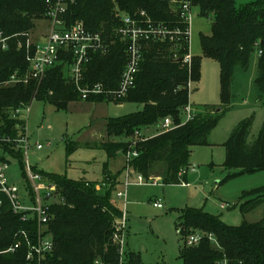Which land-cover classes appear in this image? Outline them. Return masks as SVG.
Instances as JSON below:
<instances>
[{
    "label": "trees",
    "instance_id": "1",
    "mask_svg": "<svg viewBox=\"0 0 264 264\" xmlns=\"http://www.w3.org/2000/svg\"><path fill=\"white\" fill-rule=\"evenodd\" d=\"M47 1L0 0V155L3 160H7L4 155L18 159L25 175L27 165L18 140L25 133L26 119L15 117V112L29 107L35 100H42L59 110H66L70 104L79 102L143 106L139 112L109 118L106 125L108 137L128 138L134 133L158 127L161 121L170 117L174 123L171 131L162 133L160 130L158 135L136 144L138 157L132 161V166L136 173L149 181L155 166L165 165V181L172 185H181L179 174L189 169L192 148L207 145L214 129L230 112V91L236 68L248 71L254 55L258 57L255 85L264 103V0L243 6H238L236 0H192L193 9L198 8L201 16L213 18V34L203 40V51L207 57L220 63L223 105L220 109H212L213 113L209 109L199 112L185 124L182 113L190 103L188 84L190 80H199L200 61L194 57L190 73L186 65L175 60L174 44L149 42L136 86L122 99L106 96L84 99L68 76L71 57H64L62 63L50 69L40 86L31 79L27 42L35 29V22L47 20ZM180 1L73 0L64 16L66 24L82 23L88 31L100 34L110 44L106 54L92 55L86 66L84 84L101 83L110 89L118 88L128 61L127 46L116 34L123 25L124 15L145 12L155 25L185 29L176 4ZM2 39H8L6 49H3ZM30 49L33 53L35 47ZM186 52L185 49L180 51L181 56ZM14 76L18 78L17 83L11 82ZM252 125L253 118L240 122L225 144V167L239 171V175L264 172V124L250 144ZM131 146L132 143L127 141L86 144L87 148L105 151L108 160L120 154L126 156ZM79 147L77 143H71L68 155ZM39 174L56 183L60 193V201L50 207L52 219L46 229V236L52 237L54 242L53 251L40 263L28 260L30 249L21 233L27 232L30 240L36 242L37 221H23L22 216L14 213L9 199L0 195L3 201L0 264H94L97 260L106 264H144L134 252L126 251L122 258L113 242L114 223L122 212L112 202V195L120 185L121 172L115 175L106 173L103 186L109 185L110 188L105 195L97 189V182ZM242 200L245 201V214L260 207L264 209V187L244 193ZM179 225V233L185 239L195 232L204 235L198 246L181 249V264H264V212L257 222L229 227L201 210H187ZM210 235L217 244L209 240ZM18 242H21L20 248L9 252Z\"/></svg>",
    "mask_w": 264,
    "mask_h": 264
},
{
    "label": "rangeland",
    "instance_id": "2",
    "mask_svg": "<svg viewBox=\"0 0 264 264\" xmlns=\"http://www.w3.org/2000/svg\"><path fill=\"white\" fill-rule=\"evenodd\" d=\"M255 0H236L238 6ZM50 29L46 19L35 22L31 32V44L43 41ZM213 34V18L201 16L194 8L190 26L191 54L200 61V78L192 83L189 101L198 112L206 109H220L223 105L220 63L205 55L203 40ZM258 57L253 56L248 71L236 68L230 91V112L219 122L208 139V144L192 148L189 169L181 182L188 186L167 184L166 166H155L149 181L144 185L118 187L112 202L124 212V202L119 192L128 196L126 233V251L134 252L144 264H181V249L186 246L185 237L179 233L181 217L187 210H201L218 218L229 227L241 226L244 222H257L263 217V207L245 214L242 200L244 193L264 187V172L251 175H239L237 170H228L226 142L232 132L245 119L253 118L249 143H253L264 124V103L262 95L255 85L258 74ZM24 113L29 138V148L22 145L24 163L35 172L67 177L74 181L99 183L101 194L110 188L104 185L107 170L115 173L126 166V156L120 154L116 160L106 166L108 156L105 151L87 148L86 144L102 141H127L133 145L151 138L159 132L145 130L143 137L136 134L130 137H108L106 125L108 118H118L139 112L143 106L137 104H91L72 103L66 110L35 100ZM25 109L24 112H26ZM183 121L187 117L182 113ZM163 121L155 128L162 130ZM77 143L80 147L68 155V146ZM37 144L43 149L38 150ZM136 146V145H135ZM135 150V147H134ZM10 162L8 172L12 184L18 186L21 194L27 195V178L18 159L4 155ZM123 168V171L125 169ZM196 166V171L191 172ZM123 180L125 172L122 173ZM134 178H136L134 176ZM29 202V200H28ZM162 205L155 208L154 204ZM227 205V208H223Z\"/></svg>",
    "mask_w": 264,
    "mask_h": 264
},
{
    "label": "built area",
    "instance_id": "3",
    "mask_svg": "<svg viewBox=\"0 0 264 264\" xmlns=\"http://www.w3.org/2000/svg\"><path fill=\"white\" fill-rule=\"evenodd\" d=\"M73 0H48L47 1V20L50 23V29L43 41L31 44V40L27 42L28 62L30 64V77L38 82L39 86L46 78L47 72L63 62L64 57H71V62H68V76L71 82L76 86L84 99L90 96H106L108 98L122 99L129 95L135 88L138 74L144 61V53L149 42H161L174 44L173 55L177 62H182L189 68L191 73L194 57L191 54L190 43V26L193 12V1L182 0L178 3V13L180 14L182 23L185 29L177 27L170 29L167 26L155 25L150 17L141 12L135 16L124 15L122 17L123 25L117 29L116 34L127 46L128 61L121 75L119 86L117 89H110L103 84H84L86 66L90 63L92 55L96 53L106 54L110 49L105 39L100 34H95L86 29L84 24L77 23L68 26L64 20V16ZM2 33L0 32V36ZM8 39H2L3 49L7 48L6 42ZM31 47H35L31 53ZM183 49L187 52L181 56L180 51ZM261 54V52H260ZM65 59V58H64ZM65 61V60H64ZM12 83H17L18 78L14 76ZM192 80L188 84L189 93L192 88ZM25 109L26 112H24ZM30 109L23 107L15 112L16 116H24V113L29 114ZM186 121L184 124L193 120L199 113L190 103L185 107ZM27 127V126H26ZM174 128L173 120L168 117L163 121L162 133L171 131ZM139 138L143 137L142 133L136 134ZM144 138V137H143ZM147 140L143 139V141ZM18 143L29 148V138L27 128L23 137L18 140ZM136 145V144H135ZM135 145L132 144L130 151L126 155L127 164L125 166V180L123 185L126 187L132 185H144L147 182L144 177L135 172L132 166V161L138 157V152L134 150ZM37 149H43L41 144H37ZM26 169L29 189L27 195L21 194L18 186L11 183L8 172L11 164L7 160H3L0 155V195H5L12 204L14 213L22 216V220L29 222L36 220L39 226L36 242L30 240L27 232H22V238L26 240L30 249L28 260L32 263H40L42 259L53 251L54 242L52 237L46 236V229L52 219L50 207L60 201V193L56 183L49 178L34 172L28 164ZM196 171V166L192 167L191 172ZM187 171H181L180 178L186 175ZM134 176L136 178H134ZM181 185L188 186L182 182ZM99 186H97V189ZM119 199L124 202V212L114 223L113 242L118 247V252L123 258L126 254V233L128 226L127 205L128 196L126 192L118 193ZM29 200V202H28ZM3 206V201L0 199V211ZM155 208H162L161 204L155 203ZM223 205V208H227ZM204 239V235L200 232H195L189 235L186 239V246H198ZM209 240L213 244H217L213 235L209 236ZM21 246L18 242L12 247L9 252H15ZM94 264H106L102 260H97ZM220 264H227L222 262Z\"/></svg>",
    "mask_w": 264,
    "mask_h": 264
},
{
    "label": "crops",
    "instance_id": "4",
    "mask_svg": "<svg viewBox=\"0 0 264 264\" xmlns=\"http://www.w3.org/2000/svg\"><path fill=\"white\" fill-rule=\"evenodd\" d=\"M121 106H122V105H121ZM108 119H109V118H108ZM149 129H155L156 131H159V128H149ZM147 130H148V129H147ZM105 131H106V130H105ZM144 131H145V130H144ZM144 131H142V134L144 133ZM106 134H107V131H106ZM158 134H159V133H158ZM158 134H157V135H158ZM155 136H156V135H155ZM153 137H154V136H153ZM114 160H116V158H115V159H112V160H108V163H106V166L109 167V164H110L112 161H114ZM124 166H125V165H123L122 168H121L120 170H118L117 172H115V173H111V172H109L108 170H107L106 173H108V174H110V175H115V174L121 172V175H122V171H123ZM124 180H125V179H124ZM124 180H123L122 176H120V178H119V183H120V185H119L118 187L123 186ZM118 187H117V188H118Z\"/></svg>",
    "mask_w": 264,
    "mask_h": 264
}]
</instances>
